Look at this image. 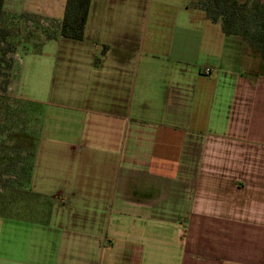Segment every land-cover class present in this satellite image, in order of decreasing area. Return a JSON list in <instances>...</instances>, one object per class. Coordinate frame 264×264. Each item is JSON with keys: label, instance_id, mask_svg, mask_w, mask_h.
<instances>
[{"label": "crops", "instance_id": "1", "mask_svg": "<svg viewBox=\"0 0 264 264\" xmlns=\"http://www.w3.org/2000/svg\"><path fill=\"white\" fill-rule=\"evenodd\" d=\"M101 7L91 0L84 38L59 64L57 96L83 116L71 140L53 141L67 155L54 178L77 209L116 211L127 240L80 249L79 235H0V264H264V78L245 43L129 18L131 29H106Z\"/></svg>", "mask_w": 264, "mask_h": 264}, {"label": "rangeland", "instance_id": "2", "mask_svg": "<svg viewBox=\"0 0 264 264\" xmlns=\"http://www.w3.org/2000/svg\"><path fill=\"white\" fill-rule=\"evenodd\" d=\"M99 1L102 3V12L107 5L106 19L113 21L109 25L102 17L106 29H131V24H125L127 18L132 21L133 29H146V32L148 29L175 27L221 29L220 25L206 20L202 11L186 10L193 0ZM131 4L134 6L131 7ZM63 8L64 0H4V11L9 15L6 22L20 47L18 53L7 54L6 59L11 62V68L4 71L0 78V82L8 81L5 92L0 95V140L5 141L8 147L13 146L14 142L8 135L17 133V136L27 141L21 155L31 161L28 168L34 181L27 178V170H21L23 164L16 166L15 179L13 175L0 174V193L4 192L2 185L8 178L16 184L12 188L7 183V192L15 189L27 193L23 194L22 201L16 207L0 210V235H23L21 239L27 235L44 239L56 235L65 240L68 236L79 235L80 249L81 244L90 237L94 247V241L99 238L106 246L109 240L114 245L113 249H119L128 235L127 227L115 222L120 215L112 211L110 218L106 210L77 209L73 203V196H78L76 191L58 188L55 183L54 175L59 165H66L64 160L67 155L59 153L65 150L53 141L71 140L73 134L79 132V119L83 116L73 111L70 101L65 104L57 96L59 90L63 91V82H67V76L61 74L59 68L74 56L70 45L76 42L51 40L40 45L46 38L36 24L44 29H57ZM61 43H66V46H61ZM244 45L246 55L253 59L252 67L258 72L260 58L253 56L249 46L246 43ZM57 154L60 155L59 159ZM7 155L11 157L13 151H8ZM5 156V153L0 152V158ZM3 167L5 165L0 164V172ZM43 180L45 183L41 185ZM63 246L64 249L68 247L67 241ZM107 248L111 247L108 245ZM83 249L90 248L85 246Z\"/></svg>", "mask_w": 264, "mask_h": 264}, {"label": "trees", "instance_id": "3", "mask_svg": "<svg viewBox=\"0 0 264 264\" xmlns=\"http://www.w3.org/2000/svg\"><path fill=\"white\" fill-rule=\"evenodd\" d=\"M90 4L91 0H64L60 25L54 31L40 28L35 22L34 24L44 34L46 41L63 39L80 42L84 38ZM189 7L202 11L212 24L220 25L225 37L246 43L253 56L260 58L258 74L264 78V0H193ZM8 16L4 11V0H0V78L4 71L11 68V62L6 59L7 54L18 53L20 47V43L11 35L10 26L6 22ZM7 84L6 80L0 82V95L5 92ZM8 138L14 142L13 146L8 147L5 141L0 140V152L6 154L5 157L0 158V164L5 165L0 174L14 176L17 174L16 166L23 164L26 167L22 166L21 170H27V178L30 179L28 166L31 161H27L21 155L27 141L17 136V133L8 135ZM8 151H13L14 155L8 156ZM7 183L12 185V188L16 184L13 179L8 178L2 185L4 192L0 193V210L16 207V204L22 201L23 194L27 195L15 189V192L14 190L7 192ZM29 185L27 181V186ZM0 216H2L1 212Z\"/></svg>", "mask_w": 264, "mask_h": 264}, {"label": "built area", "instance_id": "4", "mask_svg": "<svg viewBox=\"0 0 264 264\" xmlns=\"http://www.w3.org/2000/svg\"><path fill=\"white\" fill-rule=\"evenodd\" d=\"M49 30L54 31V29ZM200 73L204 76H209L211 74V69L209 67H203L201 68Z\"/></svg>", "mask_w": 264, "mask_h": 264}]
</instances>
